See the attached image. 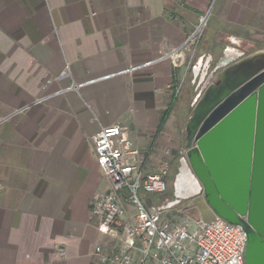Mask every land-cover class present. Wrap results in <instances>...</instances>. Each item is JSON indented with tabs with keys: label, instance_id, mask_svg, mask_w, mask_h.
I'll use <instances>...</instances> for the list:
<instances>
[{
	"label": "crops",
	"instance_id": "0c3cea01",
	"mask_svg": "<svg viewBox=\"0 0 264 264\" xmlns=\"http://www.w3.org/2000/svg\"><path fill=\"white\" fill-rule=\"evenodd\" d=\"M210 1L0 0V264H100L95 246L114 242L91 214L109 186L93 135L120 122L149 171L167 162L169 94ZM220 5L264 30V0Z\"/></svg>",
	"mask_w": 264,
	"mask_h": 264
},
{
	"label": "water",
	"instance_id": "95a60500",
	"mask_svg": "<svg viewBox=\"0 0 264 264\" xmlns=\"http://www.w3.org/2000/svg\"><path fill=\"white\" fill-rule=\"evenodd\" d=\"M244 53L226 46L213 71L202 74L181 157L200 187L192 183L197 189L184 197L175 187L182 199L201 194L214 215L240 225L246 264H264V49ZM202 66L200 58L194 78Z\"/></svg>",
	"mask_w": 264,
	"mask_h": 264
},
{
	"label": "built area",
	"instance_id": "2783aa9c",
	"mask_svg": "<svg viewBox=\"0 0 264 264\" xmlns=\"http://www.w3.org/2000/svg\"><path fill=\"white\" fill-rule=\"evenodd\" d=\"M93 143L109 186L92 199L91 214L99 233L117 242L95 246L100 264H246V233L240 225L217 215L174 223L165 213L179 211L182 198L177 192L175 198L160 203L140 198V192L168 190L170 166L162 162L149 171L146 154L134 147L126 125L103 127L93 135ZM124 193L128 201H123ZM126 202L133 212L124 209ZM125 215L128 221L123 220Z\"/></svg>",
	"mask_w": 264,
	"mask_h": 264
},
{
	"label": "rangeland",
	"instance_id": "374dc122",
	"mask_svg": "<svg viewBox=\"0 0 264 264\" xmlns=\"http://www.w3.org/2000/svg\"><path fill=\"white\" fill-rule=\"evenodd\" d=\"M169 1V0H168ZM221 2L222 0H211L210 1V14L207 19V21L204 23L202 21V26L198 30L196 36L194 37L193 41H188L187 45L184 48L185 52V60L183 62L184 66V74H181V80L175 84L173 89L170 91L169 94V103L171 104L170 107H172L171 111V117H170V136L168 138L172 141V145H174V148H170V156L165 158L164 160L169 163V166L172 167V160L174 156L172 155V150H178L180 158L185 153V125L187 120L189 119L190 115L193 111V103L195 99V90L193 86L194 93L190 92L188 93V85L189 81L191 80V73L190 68L192 63H196L200 58H202L203 66H205V62L209 59V57L212 56V60L209 62V68L205 69L204 71H201L200 73L203 74L207 70V76L213 71L216 60L215 56L210 53H202L200 51L199 43L202 37V34L204 32V28L208 24V21L213 20V27L215 29L216 35L218 36V41L225 44L224 48L226 46H231L230 39L234 43H232L233 47L237 50L253 53L255 51L264 49V30H262L260 18L261 14L258 12L254 17V23L251 27H245L241 25V21L238 23H229L222 21L220 18L227 19L229 17L226 14L222 13L221 9ZM259 10H262V6ZM204 16V15H203ZM244 15L239 16L238 20H242ZM201 25V18L198 20V22L194 25V27L189 31L187 38L191 36L193 33H195L198 29V27ZM222 25H229L230 30H224ZM234 26L235 28H232ZM231 30H235V32H238V34L229 33L232 32ZM230 43V44H229ZM223 48V49H224ZM222 55V53H221ZM220 57V56H219ZM218 57V58H219ZM179 63V61H178ZM219 71V70H218ZM218 71L214 72V76L218 74ZM194 76V75H193ZM206 76V77H207ZM192 82V81H191ZM175 161V160H173ZM174 164V162H172ZM179 163V162H178ZM170 168V167H169ZM176 179L173 177L168 180V193H171V196H165L164 199L169 198L173 199L176 196L175 191V181ZM140 198H142V193H139ZM143 199V198H142ZM163 199V198H162ZM163 199V200H164ZM188 200V201H187ZM190 199H183L179 204H177V207L179 209L169 211L165 213V215L171 219L174 223L177 222H183L188 217H192L194 219L202 218L204 220L212 219L214 218V214L212 210L209 208V206L206 204L205 201H189ZM157 202V201H155ZM164 202L159 201L157 203Z\"/></svg>",
	"mask_w": 264,
	"mask_h": 264
},
{
	"label": "trees",
	"instance_id": "16d2710c",
	"mask_svg": "<svg viewBox=\"0 0 264 264\" xmlns=\"http://www.w3.org/2000/svg\"><path fill=\"white\" fill-rule=\"evenodd\" d=\"M223 29L224 30H230V27L229 25H222ZM232 28H235L234 26H232ZM232 33L234 34H238V32H235V30H231ZM199 47H200V51L202 53H210L212 55L215 56V60L221 56V53L223 51V48H224V43L222 42H219L218 41V36L216 35V32H215V29L213 27V20L211 22V20L208 21V24L206 25V27L204 28V32L202 34V37H201V40H200V43H199ZM181 80V75L177 76V79H176V84ZM188 93L192 92L193 90V84L191 82V80L189 81V85H188ZM194 93V91L192 92ZM168 111H165L162 115V119L160 121V125H159V130H161L165 124V121H166V118H167V115H168ZM179 159H180V155L178 152H175L174 153V158L172 162H174V164L171 162L172 164V167L170 165V170H169V174H168V177H167V180H169V177L173 179L175 173L177 172V168L179 166ZM169 191L167 190L166 192L164 193H161V194H156V193H142V198L144 201H162L164 199L165 196H168L170 195L171 196V193H168ZM163 198V199H162ZM210 220V219H208Z\"/></svg>",
	"mask_w": 264,
	"mask_h": 264
},
{
	"label": "bare ground",
	"instance_id": "6f19581e",
	"mask_svg": "<svg viewBox=\"0 0 264 264\" xmlns=\"http://www.w3.org/2000/svg\"><path fill=\"white\" fill-rule=\"evenodd\" d=\"M192 183L196 184V187H200L188 163L182 161L180 174L176 179V186L178 188L179 195L184 197L195 192L197 188L193 189Z\"/></svg>",
	"mask_w": 264,
	"mask_h": 264
},
{
	"label": "flooded vegetation",
	"instance_id": "af4514ba",
	"mask_svg": "<svg viewBox=\"0 0 264 264\" xmlns=\"http://www.w3.org/2000/svg\"><path fill=\"white\" fill-rule=\"evenodd\" d=\"M231 41H233V40L231 39ZM233 42H234V41H233ZM224 46H225V44H224ZM248 54H250V53L245 52L243 56H246V55H248ZM194 65H195V63H192L191 68H190V73H191V81H192V84H193V86H194L195 97H196V95H197L198 92L200 91V88H201V86H202V84L204 83V81H205L206 78H202V77H201L202 74H199L196 78H194V76H193V75H194V70H193ZM181 165H182V163H181V158H180V159H179V166H178V168H177V172H176L175 175H174V178H175V179H177L178 174L180 173ZM175 181H176V180H175ZM175 184H176V182H175ZM175 184H174V187H175ZM175 191H176V187H175Z\"/></svg>",
	"mask_w": 264,
	"mask_h": 264
}]
</instances>
